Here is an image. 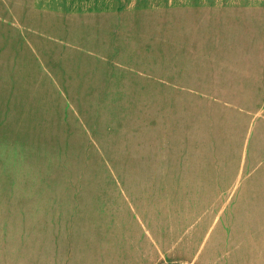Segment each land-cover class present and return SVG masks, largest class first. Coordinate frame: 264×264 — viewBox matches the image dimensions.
<instances>
[{
	"label": "rangeland",
	"instance_id": "374dc122",
	"mask_svg": "<svg viewBox=\"0 0 264 264\" xmlns=\"http://www.w3.org/2000/svg\"><path fill=\"white\" fill-rule=\"evenodd\" d=\"M141 1L47 19L37 0H0V264L75 254L82 206L129 198L165 226L194 214V192H220L227 264H264V20H190L179 38L166 0ZM219 82L258 92L209 99ZM199 235L192 254L210 246Z\"/></svg>",
	"mask_w": 264,
	"mask_h": 264
},
{
	"label": "crops",
	"instance_id": "0c3cea01",
	"mask_svg": "<svg viewBox=\"0 0 264 264\" xmlns=\"http://www.w3.org/2000/svg\"><path fill=\"white\" fill-rule=\"evenodd\" d=\"M126 1L37 0L40 9L51 11L47 15L46 12L43 13L45 18L51 17L52 11L79 13V11L84 12L86 8L94 7H96V10L102 11H97L99 14L106 13V16L110 17L115 13L113 10L116 9V6L119 5L118 9L122 6L125 7ZM84 4L87 7H84ZM139 4H143L141 0L140 3H136L131 7ZM155 6H169L173 9V15L180 21L177 23L175 34L179 38L186 35L183 22L186 25L190 20H204L206 26L209 25V28L217 30L215 33L221 32L223 28L226 29L229 26L248 25L247 19L251 20L249 16L257 22L264 20V0H166L156 3ZM129 7L127 6V8ZM199 10L203 11V14L195 13ZM253 12L257 14L247 15ZM38 16L41 17L42 15ZM43 16L41 18L46 20ZM244 53L245 51H242L241 55L236 51L233 52V55L239 59V57L243 58ZM248 60L246 64L241 63V61L237 62L241 64L240 66H253L252 62L254 60ZM213 66L226 68L230 64L214 63ZM249 85L251 84L246 82L243 90L229 91L222 87L220 82L219 84L207 83L210 88L207 95L209 99L218 98L222 100L230 97H240L232 93L242 95L258 92V88H251ZM216 88H220V90L214 91L213 89ZM217 193L220 192H210L208 194L194 192L193 195H199L194 199L196 208L194 214H188L184 217L181 214L176 216L175 220L171 219L170 223H168L170 218H167L165 226L148 221L141 210L138 212L133 208L131 209L129 204L132 206L136 204L132 203L133 199L129 198H121L122 204L120 206L123 207H120L119 212L115 206L117 203L115 195H113V198L108 197L106 203H93L91 211L83 209L82 206V210L79 209V250L77 248L75 254L70 257L64 253L60 255H56V253L53 255L52 261L48 262L49 264H64L65 258H67L69 264H164L165 260L170 261L171 264H175L177 261L187 264H227V258L221 254L225 240L216 227L219 222H222L224 215V212L221 211L223 210L222 200H220L221 197H218ZM202 195L211 196L206 197L204 199L205 203H203ZM213 196L214 198L208 202ZM208 203L210 204L208 205ZM80 227L83 229L80 230ZM190 228H195L192 234L191 232L187 233ZM199 231L205 233L206 244L210 243L206 253L201 255H199L200 250L193 254L192 251L189 252L190 244L201 237ZM187 234H190L189 241L184 239ZM185 241H188V244L181 247ZM193 255L194 258L189 260L188 257ZM234 258L236 257L232 256L230 259Z\"/></svg>",
	"mask_w": 264,
	"mask_h": 264
}]
</instances>
